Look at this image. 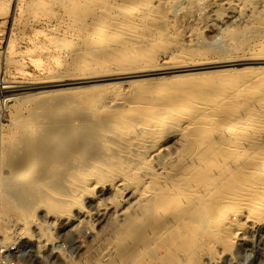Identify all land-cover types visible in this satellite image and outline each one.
Instances as JSON below:
<instances>
[{
	"label": "bare ground",
	"instance_id": "1",
	"mask_svg": "<svg viewBox=\"0 0 264 264\" xmlns=\"http://www.w3.org/2000/svg\"><path fill=\"white\" fill-rule=\"evenodd\" d=\"M147 4L146 0L109 4L98 21L112 26L103 28L97 44L91 42L107 48L114 61L120 59L119 52L126 53L124 45L131 46L133 40L124 36L119 45L120 39L116 41V37H123L120 32L137 31L148 22L152 10L147 9ZM132 45L139 51L128 56V61L138 57L145 63L119 68L112 74L78 77L66 72L31 83L8 82L0 75V96L119 75L218 67L237 60L264 62V57L256 54L244 59L170 66L163 48ZM155 47L161 48L156 44ZM261 69L221 77L218 72H202L158 78L149 84L138 82L128 93L112 94L109 104L105 101L109 85L56 87L23 95L17 102L19 108L10 117V130L0 152L6 171L0 185L1 217L14 216L19 225L17 234L28 233L31 225L41 226L35 222L39 209L62 216L81 197L94 198L96 188L109 187L112 198L106 201L94 198L90 209L95 208L96 212L94 215L89 212L90 216H96L100 235H111L119 241L116 253L120 257L126 254L123 250L128 247L126 243H130L129 252L133 254L142 236L155 226L154 216L171 210H177V216L166 217L162 229L186 224L193 239L200 234L194 230L202 224V214L212 202L225 203L234 213L244 208L246 222L257 223L264 218V67ZM22 109L27 110L26 115ZM177 135L183 142L178 151L189 155L188 160L180 166L174 162L178 166L175 170L170 169L172 164L168 168L164 162L157 169L151 168L152 159ZM243 156L245 159L240 160ZM53 183L60 185L58 191L51 188ZM130 195L138 196L137 207L129 208L123 223H108L105 212ZM145 217L147 220L141 224ZM227 224L226 230L231 231L232 224ZM233 224L237 230L241 227L240 222ZM184 230L178 231L182 239L179 245L188 232ZM3 236L5 241L9 239L7 232Z\"/></svg>",
	"mask_w": 264,
	"mask_h": 264
},
{
	"label": "rangeland",
	"instance_id": "2",
	"mask_svg": "<svg viewBox=\"0 0 264 264\" xmlns=\"http://www.w3.org/2000/svg\"><path fill=\"white\" fill-rule=\"evenodd\" d=\"M111 1L0 0V75L8 82L31 83L45 81L58 74L65 75L66 72L78 77L90 76L91 73L112 74L119 68H130L145 63L137 56L134 61H128V56L139 51L138 47L137 49L132 45L134 43L135 46L139 43L141 48L143 46L153 47L155 50L163 48L170 66L183 62L244 59L256 54L264 57V0H146L147 9L152 10L148 22L137 30L139 32H120L123 37H116V41L119 39L120 41L118 43L113 41L119 44L124 36L133 40L131 46L124 45L126 53L118 54V58H122V64L120 59L116 58L114 61L112 56L110 58L111 53L109 51L107 53V48L104 50L105 48L95 45L100 40L103 28L112 26L106 25V20L104 24L98 21L99 17L107 12L104 8L108 9L111 3L120 0ZM141 40H145L143 43H146H141ZM155 44L161 48L155 47ZM246 61L249 60H237L230 64L221 63L218 67L191 68L184 71L168 69L169 71L165 73L119 75L110 79H93L60 87L109 85L105 93V101L109 104L112 101V94L128 93L138 82L149 84L158 78L202 72H218V76L221 77L232 72L243 70V73H248L249 70L255 71L264 67V62ZM56 87L18 90L11 92L14 93L11 96H0V152L10 130V117L20 106H17L19 99L26 94ZM21 111L22 114L27 113L26 109ZM181 141L180 136H172L164 145L165 149L152 159L151 168L157 169L164 162L168 168L173 165L170 169L175 170L178 167H175L176 164L180 166L185 163L189 155L178 151V145L183 143H180ZM243 157L240 160H244L245 156ZM0 159L1 185L6 171L1 164L2 156ZM50 186L53 191L60 189L59 184L53 183ZM94 194V198L102 201L113 196L110 188L105 186L96 188ZM94 198L81 197L78 203L70 207V212L62 216H55L39 209L35 222L41 226L31 225L29 232L24 234H17L19 225L14 216L2 218L0 212V247L3 251L16 247L12 250L14 253L3 252L1 255L7 257H0V260L7 259V264H264V218L257 223L248 224L244 208L235 210L238 213L241 211L238 217V213L230 210L225 203L219 202V204L212 202L205 208L203 214L201 212L204 220L200 227L194 230L200 232L196 239L189 236L192 232L186 224H175L162 229L164 223H161L166 217L171 219L177 216L178 211L171 210L166 214L154 216L155 226L152 224L151 226H154L151 228L152 231L149 229L145 233L146 236H142L140 239L142 243L138 242V249L136 248L132 254L129 252L131 248H128L131 247L130 243H126L125 246L128 247L122 248L126 254L122 253L126 257H120L116 253L119 241L111 235H100L98 231L96 216H93L95 208L90 209L95 203L92 202ZM137 198L138 196L134 198L130 195L126 201L120 200L119 205L114 207L116 209H108L105 212L108 223L113 225L123 223L128 211L137 207ZM89 211L93 213L92 216ZM145 220L146 217L142 219L141 224ZM229 220L236 224L240 222L239 230ZM227 222L232 224V230L237 231L226 230ZM159 224L161 225L158 226ZM180 228L188 229L186 230L188 232L184 230L186 234L182 245H179L182 240ZM215 228L217 232L214 231ZM3 232L9 235L6 241Z\"/></svg>",
	"mask_w": 264,
	"mask_h": 264
},
{
	"label": "built area",
	"instance_id": "3",
	"mask_svg": "<svg viewBox=\"0 0 264 264\" xmlns=\"http://www.w3.org/2000/svg\"><path fill=\"white\" fill-rule=\"evenodd\" d=\"M15 249H16V247H15ZM15 249H7L6 251H3V249L0 247V257H4V258H6L7 257V255H1L3 252H6L7 254H9V253H14L12 250H15ZM6 261H7V259H6ZM6 261H4V260H0V264H7L6 263Z\"/></svg>",
	"mask_w": 264,
	"mask_h": 264
}]
</instances>
